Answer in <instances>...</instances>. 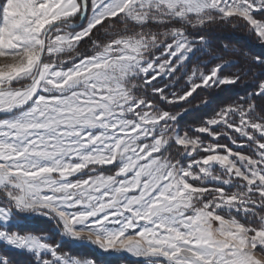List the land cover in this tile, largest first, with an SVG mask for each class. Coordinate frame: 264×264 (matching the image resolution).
<instances>
[{"label":"snow or ice","instance_id":"6c2138e0","mask_svg":"<svg viewBox=\"0 0 264 264\" xmlns=\"http://www.w3.org/2000/svg\"><path fill=\"white\" fill-rule=\"evenodd\" d=\"M222 24L264 45V0H0V264H264V78L181 127L247 75L184 72Z\"/></svg>","mask_w":264,"mask_h":264},{"label":"trees","instance_id":"16d2710c","mask_svg":"<svg viewBox=\"0 0 264 264\" xmlns=\"http://www.w3.org/2000/svg\"><path fill=\"white\" fill-rule=\"evenodd\" d=\"M207 38L210 42L209 55L204 56L203 61L209 62L207 68H210L214 64V55L220 54L225 60L229 61L228 65L224 69V74L241 73L247 74L244 76V81L232 86H223L216 88L213 94L206 92L203 89L198 90V94L194 97L193 105H198L199 108H193L189 115L185 116L181 121V126H191L188 122V118L192 116L195 118L204 113V116L199 118L196 125L200 123L203 118L211 116L214 111L232 101L238 97L246 95L255 88L256 82L264 78V68L252 63V57L257 55H264V45H261L252 35L249 33L242 34L239 28H232L226 24L214 26L208 31ZM227 46L225 48L224 46ZM213 56V57H212ZM207 100L208 104L201 105V100ZM258 104H264V102L257 99ZM181 105L176 107L174 111H180ZM191 107V106H189ZM191 114V115H190ZM210 114V115H209ZM29 221V220H28ZM38 223V222H37ZM77 255L88 256L85 253H77ZM13 259L16 264H27V258L23 255H14Z\"/></svg>","mask_w":264,"mask_h":264},{"label":"rangeland","instance_id":"374dc122","mask_svg":"<svg viewBox=\"0 0 264 264\" xmlns=\"http://www.w3.org/2000/svg\"><path fill=\"white\" fill-rule=\"evenodd\" d=\"M227 25V24H226ZM232 28H239V27H233L231 25H228ZM239 31L242 33V34H246L247 32L245 30H243L242 28H239ZM209 49H207L206 51H202L200 53L197 54V57L196 58H193L192 60V63L191 64H186V67L184 69V72H188V70L190 68H194V67H198L201 71H204V72H207L210 68H207V64L209 66V62L204 60L202 58H204V56L208 55V56H211L209 55ZM213 57V56H212ZM214 58V57H213ZM184 72H181L177 78V80L175 81H171V85H172V90L174 91H181L183 90L186 86H187V76L184 75ZM155 83V82H154ZM166 83H169V81L167 79H161L160 81V86H164ZM199 90V89H198ZM205 90L206 92L213 94V91L216 90V89H203ZM196 96V94H194V97ZM193 100V98H190ZM186 104V102H185ZM208 104V103H207ZM207 104H201V105H207ZM179 105L181 104H175V105H167L166 107L171 110V111H174V109L176 107H178ZM199 108V106L197 107ZM193 110V109H192ZM192 110L190 112H192ZM181 111V110H180ZM185 113L184 117L189 115V113ZM191 115V114H190ZM210 115V114H209ZM201 117L204 116V113H201L200 114ZM200 116H196L195 118H192V116H190L188 118V122L192 125H196V122H198ZM184 119V118H183ZM204 119V118H203ZM191 126L187 127V126H181L183 128H190ZM221 142L222 143H229L228 140H226L225 138H221ZM231 146V145H230ZM245 151H247V149H245ZM38 222V223H37ZM24 227H25V230L26 231H32V232H35V233H48L49 235L52 236L53 239H58V237L55 235V229H54V226L52 223L48 222V221H45L43 219H39V218H36V219H30L29 221H26L25 224H24ZM93 249H91L90 247L89 248H80L78 250H76L75 252H79V253H85L87 254L88 256L92 255L93 254ZM84 256V255H83ZM129 264H140V262H136V261H133L129 260Z\"/></svg>","mask_w":264,"mask_h":264}]
</instances>
